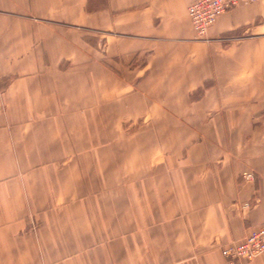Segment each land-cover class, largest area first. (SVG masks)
<instances>
[{"label":"crops","instance_id":"0c3cea01","mask_svg":"<svg viewBox=\"0 0 264 264\" xmlns=\"http://www.w3.org/2000/svg\"><path fill=\"white\" fill-rule=\"evenodd\" d=\"M193 1L0 0V264H225L264 225V0L205 40Z\"/></svg>","mask_w":264,"mask_h":264},{"label":"built area","instance_id":"2783aa9c","mask_svg":"<svg viewBox=\"0 0 264 264\" xmlns=\"http://www.w3.org/2000/svg\"><path fill=\"white\" fill-rule=\"evenodd\" d=\"M258 0H194L187 9V14L199 40H205L209 29L218 18L229 11ZM241 177L246 182H253L255 174L244 171ZM248 204H244L247 208ZM225 264H250L257 257L264 256V225L252 230L240 243L231 244L222 249Z\"/></svg>","mask_w":264,"mask_h":264}]
</instances>
